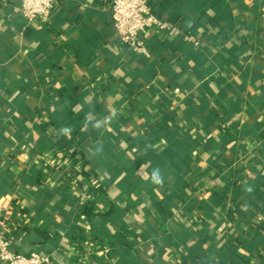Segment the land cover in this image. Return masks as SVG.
<instances>
[{
	"label": "crops",
	"instance_id": "crops-1",
	"mask_svg": "<svg viewBox=\"0 0 264 264\" xmlns=\"http://www.w3.org/2000/svg\"><path fill=\"white\" fill-rule=\"evenodd\" d=\"M112 1L0 0V235L51 264H264V0H149L199 40L148 32L149 57Z\"/></svg>",
	"mask_w": 264,
	"mask_h": 264
},
{
	"label": "built area",
	"instance_id": "built-area-1",
	"mask_svg": "<svg viewBox=\"0 0 264 264\" xmlns=\"http://www.w3.org/2000/svg\"><path fill=\"white\" fill-rule=\"evenodd\" d=\"M58 3L59 0H20L18 12L28 23L47 21ZM111 7L113 26L121 43L147 57L149 51L143 38L151 31L167 38L182 36L187 43L199 46L194 35L184 33L177 24L159 18L149 0H113ZM0 261L4 264H51L52 258L38 251L29 255L16 253L9 236L2 233Z\"/></svg>",
	"mask_w": 264,
	"mask_h": 264
},
{
	"label": "trees",
	"instance_id": "trees-1",
	"mask_svg": "<svg viewBox=\"0 0 264 264\" xmlns=\"http://www.w3.org/2000/svg\"><path fill=\"white\" fill-rule=\"evenodd\" d=\"M72 155L75 156V157L78 156L77 151L73 152ZM81 157L84 158L85 155L83 154ZM70 176L73 177L74 175H72V174L70 173ZM77 181H78V180H77ZM84 213H85L88 217L91 216L90 210H88V207H87V206L84 208Z\"/></svg>",
	"mask_w": 264,
	"mask_h": 264
}]
</instances>
